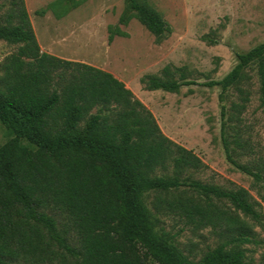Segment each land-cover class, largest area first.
<instances>
[{
    "label": "trees",
    "instance_id": "obj_1",
    "mask_svg": "<svg viewBox=\"0 0 264 264\" xmlns=\"http://www.w3.org/2000/svg\"><path fill=\"white\" fill-rule=\"evenodd\" d=\"M85 1L56 0L47 8L59 20ZM2 8L0 41L21 46L0 64V123L12 134L0 146V264H248L242 247L254 235L239 214L261 222L249 192L186 176L206 166L162 134L124 83L41 52L24 0H0ZM132 19L157 43L170 33L149 0H125L118 24ZM115 37L126 33L109 27L108 44ZM235 58L224 77L203 86L220 91L227 161L261 182L263 165L251 169L235 160L244 143L228 124L246 108L247 69H254L264 112V43ZM139 82L146 91L167 93L195 84L169 66ZM230 89L240 102L228 110ZM149 194L154 213L177 217L194 231L210 229L219 243L198 260L184 255L174 236L158 228L145 203Z\"/></svg>",
    "mask_w": 264,
    "mask_h": 264
},
{
    "label": "rangeland",
    "instance_id": "obj_2",
    "mask_svg": "<svg viewBox=\"0 0 264 264\" xmlns=\"http://www.w3.org/2000/svg\"><path fill=\"white\" fill-rule=\"evenodd\" d=\"M54 1L24 0L41 52L93 66L124 83L152 114L162 134L191 150L206 166L201 171H188L186 176L223 189H246L257 203L261 222L255 224L239 214L254 235V243L242 248L248 264H264V181L256 182L227 161L220 139V91L203 86L224 77L236 64L235 54L264 43V0H149L170 27L159 43L134 19L127 26L118 24L125 0H86L59 20L47 8ZM4 11L2 8L0 14ZM115 26L126 37H115L108 44V28ZM20 46L0 41V64ZM166 66L181 69L186 81L195 84L182 87L178 93L144 90L140 78L161 76ZM246 73L250 78L242 85L248 93L246 108L239 120L228 125L229 134L236 132L244 143L236 149L235 160L254 169L264 166V112L259 107L254 69ZM224 98L228 110L240 102L232 89ZM11 137L0 123V146ZM153 199L149 194L145 203L158 219V228L174 236L184 255L198 260L219 243L210 229L194 231L177 217L154 213ZM55 218L64 222L62 216Z\"/></svg>",
    "mask_w": 264,
    "mask_h": 264
}]
</instances>
